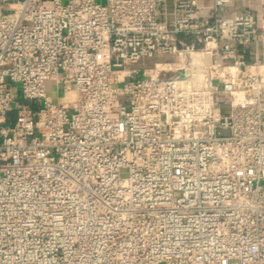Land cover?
<instances>
[{"label": "built area", "instance_id": "1", "mask_svg": "<svg viewBox=\"0 0 264 264\" xmlns=\"http://www.w3.org/2000/svg\"><path fill=\"white\" fill-rule=\"evenodd\" d=\"M0 264H264V0H0Z\"/></svg>", "mask_w": 264, "mask_h": 264}, {"label": "rangeland", "instance_id": "2", "mask_svg": "<svg viewBox=\"0 0 264 264\" xmlns=\"http://www.w3.org/2000/svg\"><path fill=\"white\" fill-rule=\"evenodd\" d=\"M103 1L105 2V0H103ZM13 86L15 88L16 94H18V91H21V84L18 83V82H15V83H13ZM47 92L53 98L54 101H57V99L59 97H64L65 96V93L62 91V89L58 90V87L56 86V83L53 82V81H48L47 82ZM225 111H227V110H225ZM14 120H15V113H11L9 115L8 121L11 123ZM10 123H7V124H10Z\"/></svg>", "mask_w": 264, "mask_h": 264}]
</instances>
